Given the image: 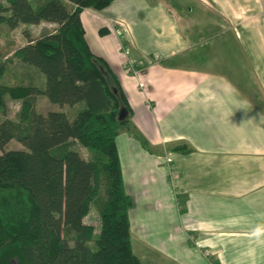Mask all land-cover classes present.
<instances>
[{"label":"crops","instance_id":"crops-1","mask_svg":"<svg viewBox=\"0 0 264 264\" xmlns=\"http://www.w3.org/2000/svg\"><path fill=\"white\" fill-rule=\"evenodd\" d=\"M244 5L258 23L241 0H112L80 15L132 109L136 130L115 143L141 264H264V45ZM47 100L35 111L56 110Z\"/></svg>","mask_w":264,"mask_h":264},{"label":"trees","instance_id":"trees-1","mask_svg":"<svg viewBox=\"0 0 264 264\" xmlns=\"http://www.w3.org/2000/svg\"><path fill=\"white\" fill-rule=\"evenodd\" d=\"M111 1H0V23L57 25L10 56L0 52V264H141L131 246L133 199L115 143L121 130H136L132 109L108 62L92 52L80 17ZM23 67L29 74L10 81ZM39 94L72 111L36 112ZM7 97L20 101L13 118L6 116ZM12 140L22 147H9ZM92 209L98 226L86 220Z\"/></svg>","mask_w":264,"mask_h":264},{"label":"rangeland","instance_id":"rangeland-1","mask_svg":"<svg viewBox=\"0 0 264 264\" xmlns=\"http://www.w3.org/2000/svg\"><path fill=\"white\" fill-rule=\"evenodd\" d=\"M0 1L2 3H6V0H0ZM40 1L41 0H33V2H35V3H39ZM243 1H246L248 4H250V6H252L255 9V15H257L259 17L261 14L260 20L257 23V19L252 20V16H250L253 14L252 12H250V10H252V9L249 8L247 5L243 6L244 11L240 10L239 14L245 15V20L243 22L245 30L247 29L245 32L247 34L249 31V28L255 30V37H253L254 43L257 45H264V9H263L264 0H241V2H243ZM4 14L6 15L7 13H4ZM195 18L197 21H200L199 18H201V13L200 12L197 13L195 15ZM56 27H57V25L55 23H49V22H44V21H41L37 24L19 23L15 27H10L5 21H3L2 23H0V52H1V57H4L5 55L10 56L17 48L26 44V42H28V40H30L31 37L34 39L43 33L52 32L56 29ZM26 32L28 33V35H26ZM89 36H90V32H89ZM245 36H246V40H247L248 36L247 35H245ZM201 40L203 41L204 39L202 38ZM246 40H245V43L247 44ZM204 42H205V40H204ZM239 43H240V41H239ZM10 71H12V70H9V72ZM22 72H24V74H29L27 69H24V67H23V68L15 70L13 72V76L11 74V77L9 80L10 81L19 80L21 78ZM261 82L262 81H260V83ZM261 85H263V84L261 83ZM45 99L47 100L48 98L45 96ZM47 101H49V100H47ZM19 104H20L19 102L18 103L14 102V100L7 97L6 98V116L9 118H13L15 116V113L18 111L16 107H18ZM50 105H52V107L54 109L60 110L58 108L61 107V105L56 104V103H52V102H50ZM64 107L67 110V112H68V110L70 112L72 111L70 109L71 108L70 106L64 105ZM2 117H3V115H0V120ZM8 146L12 147V148H21L22 147V145L15 140H12L8 144ZM77 148L80 151V153L83 155L84 158L88 159L90 157V152L86 148H84L82 146H77ZM86 220L93 222V223H95L96 226H98V215H97V212L95 211V209H92L89 212Z\"/></svg>","mask_w":264,"mask_h":264},{"label":"water","instance_id":"water-1","mask_svg":"<svg viewBox=\"0 0 264 264\" xmlns=\"http://www.w3.org/2000/svg\"><path fill=\"white\" fill-rule=\"evenodd\" d=\"M126 114L123 110H120L118 113V119L123 120L125 118Z\"/></svg>","mask_w":264,"mask_h":264},{"label":"built area","instance_id":"built-area-1","mask_svg":"<svg viewBox=\"0 0 264 264\" xmlns=\"http://www.w3.org/2000/svg\"><path fill=\"white\" fill-rule=\"evenodd\" d=\"M129 70V69H128ZM168 162V161H167Z\"/></svg>","mask_w":264,"mask_h":264},{"label":"clouds","instance_id":"clouds-1","mask_svg":"<svg viewBox=\"0 0 264 264\" xmlns=\"http://www.w3.org/2000/svg\"><path fill=\"white\" fill-rule=\"evenodd\" d=\"M262 118H264V117H262Z\"/></svg>","mask_w":264,"mask_h":264}]
</instances>
